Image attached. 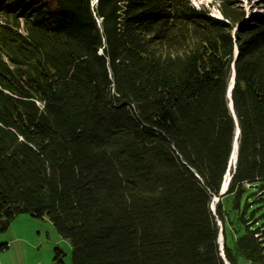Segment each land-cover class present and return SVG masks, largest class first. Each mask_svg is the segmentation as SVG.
<instances>
[{
	"label": "trees",
	"instance_id": "obj_1",
	"mask_svg": "<svg viewBox=\"0 0 264 264\" xmlns=\"http://www.w3.org/2000/svg\"><path fill=\"white\" fill-rule=\"evenodd\" d=\"M236 3L0 0V230L46 215L72 264H225L217 216L226 260L264 264L240 208L264 202V15Z\"/></svg>",
	"mask_w": 264,
	"mask_h": 264
},
{
	"label": "rangeland",
	"instance_id": "obj_2",
	"mask_svg": "<svg viewBox=\"0 0 264 264\" xmlns=\"http://www.w3.org/2000/svg\"><path fill=\"white\" fill-rule=\"evenodd\" d=\"M190 1L196 7L203 6L208 9L212 16L218 18L221 17L216 6L217 0ZM233 1H236V4L244 9L246 14L245 18L247 20L264 15V0ZM232 171L233 164L230 166L227 175L229 176ZM262 183L264 184V180H262ZM246 186L247 187L244 189L240 197V208L244 211L245 218L252 219L253 226L256 225V223L257 225H261L264 223V204L257 199V187H250L248 184H246ZM218 200L217 197H214L211 200L210 208L213 214H215V207ZM233 202V195H226L224 197L225 207H230ZM233 216H235V214ZM216 220L219 226V236L222 233V222L217 216ZM239 222L242 223L240 220ZM4 240L12 243L14 247L6 252L1 251L0 249V264H72L71 242L68 239L63 238L57 232L53 223L46 215L39 217L33 216L29 213L17 214L5 230H0V243ZM221 244L223 249V234L221 236V243L219 241L218 249L221 248ZM56 248H59L63 253L61 263H57L55 260ZM228 264L230 263L228 262Z\"/></svg>",
	"mask_w": 264,
	"mask_h": 264
},
{
	"label": "water",
	"instance_id": "obj_3",
	"mask_svg": "<svg viewBox=\"0 0 264 264\" xmlns=\"http://www.w3.org/2000/svg\"><path fill=\"white\" fill-rule=\"evenodd\" d=\"M237 51L238 50L235 47V49H234V59L237 56ZM234 77H235V70H234V64L232 63V65H231V75H230L229 82H228V86H227V90H226V96L228 98V105H229L230 110L232 111V113L234 115V118H235V121H236V117H235V114H234V111H233L232 98H231V90H232V87H233V84H234ZM239 132H240V129H239L238 123L236 121V128H235V131H234V139H233V142H232V149H231V153H230V157H229L228 166H227L226 172H225V174L223 176V179H222V182H221L219 191H218V195H213L212 198L217 197L219 199L220 196H223L226 193V191H227V186H228L229 180H230V178L232 176V173L234 172V169H235L236 158H237V149H238V136H239ZM233 154H234L233 171H232V173L228 177V181H227L226 187L223 188V180L225 178V175H227L228 172H229V168H230V158H231V155L233 157ZM249 186L250 187H257L258 184L257 183H254V184H250ZM212 208H213V204H212ZM220 235L222 236V233ZM217 242L219 244V236L217 238ZM219 250L221 252L220 255L223 258L224 263L225 264H228V261L226 260V258L224 257V254H223L222 244H221V248Z\"/></svg>",
	"mask_w": 264,
	"mask_h": 264
},
{
	"label": "crops",
	"instance_id": "obj_4",
	"mask_svg": "<svg viewBox=\"0 0 264 264\" xmlns=\"http://www.w3.org/2000/svg\"><path fill=\"white\" fill-rule=\"evenodd\" d=\"M264 204V202H263ZM13 245L12 243H9V242H6L5 240L4 241H1L0 243V249L1 251H10L11 249H13ZM238 264H253L251 261L249 260H243V261H240Z\"/></svg>",
	"mask_w": 264,
	"mask_h": 264
},
{
	"label": "bare ground",
	"instance_id": "obj_5",
	"mask_svg": "<svg viewBox=\"0 0 264 264\" xmlns=\"http://www.w3.org/2000/svg\"><path fill=\"white\" fill-rule=\"evenodd\" d=\"M233 160H234V154H233V157H232V155H231V158H230V166H232V164H233ZM228 175H225V178H224V180H223V188H225L226 187V184H227V181H228ZM219 237H220V239H219V241H220V243H221V235H219Z\"/></svg>",
	"mask_w": 264,
	"mask_h": 264
},
{
	"label": "built area",
	"instance_id": "obj_6",
	"mask_svg": "<svg viewBox=\"0 0 264 264\" xmlns=\"http://www.w3.org/2000/svg\"><path fill=\"white\" fill-rule=\"evenodd\" d=\"M263 190H264V189H263ZM263 190L258 191V194L264 196V194H263ZM258 234H259V233H256V235H258Z\"/></svg>",
	"mask_w": 264,
	"mask_h": 264
}]
</instances>
